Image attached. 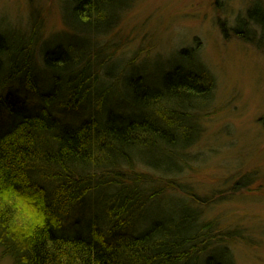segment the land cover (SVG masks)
<instances>
[{
    "label": "trees",
    "instance_id": "obj_1",
    "mask_svg": "<svg viewBox=\"0 0 264 264\" xmlns=\"http://www.w3.org/2000/svg\"><path fill=\"white\" fill-rule=\"evenodd\" d=\"M67 2L65 17L77 29H84L71 30L81 35L107 31L112 26L111 19L125 8L121 0ZM262 14L263 9L249 8L246 17L238 19V25L246 27L235 29V34L248 42H254L256 35L264 39ZM55 37L65 40L67 49L56 53L45 50V65L38 70L41 77H34V52L41 38L38 19H34L26 37L15 31L0 34V72L2 68L9 71L7 80L12 82L21 76L34 93H39L31 90L36 83L44 85L43 79L49 83L46 92L37 98L43 106L33 111L24 106L28 115L23 117L22 111H16L22 118L15 123L16 116L6 103L13 93L7 89L8 81L6 87L4 82L0 85V92H9L5 98L0 96V111L6 107L14 123L11 135H0L2 256L13 264H230L212 257L199 261L200 254L209 248L203 245L209 237L204 232L207 225L200 226L198 211L184 201L169 203L173 216L169 220L165 216L142 220L152 213L146 214L145 210L154 208L167 189L175 190L173 178L179 177L188 161L194 159L190 150L201 131L197 118L213 99V80L192 54L195 50L178 52L179 64H188L186 68L176 66L161 77L159 85L146 86L147 77L137 72L128 71L118 78L102 69L100 59L105 49L98 51L92 43L70 32ZM81 40L84 52L73 44ZM57 72L66 77L73 74L72 81L88 89L107 83L97 103L105 105L118 97L116 113L112 111L105 119L95 116L76 124L71 119L64 123L61 113L58 117L53 114L54 105L67 110L66 117L71 114L68 110L78 106L70 100L64 102L72 90L70 86H59ZM46 73L54 74L53 81ZM72 99L86 98L79 93ZM133 158L154 166V187L151 177L139 173L126 180L123 165L133 168ZM87 198L105 204L104 224L98 225L94 220L97 217L91 220L88 215H79L84 225L79 231L61 232V223L74 205L81 206ZM108 223L112 230L116 224L129 230L122 239L114 233L108 236Z\"/></svg>",
    "mask_w": 264,
    "mask_h": 264
},
{
    "label": "rangeland",
    "instance_id": "obj_2",
    "mask_svg": "<svg viewBox=\"0 0 264 264\" xmlns=\"http://www.w3.org/2000/svg\"><path fill=\"white\" fill-rule=\"evenodd\" d=\"M121 3L125 8L111 19V28L101 29L97 35L93 32L81 35V32L71 31L77 28L65 17L64 0H0V34L15 31L26 37L34 19H38L41 38L34 52V74L37 72L34 77L41 75L38 70L45 65V50L56 53L67 49L65 40L55 37L67 32L89 41L98 51L106 50L104 58L100 59L102 69L118 78L128 71L137 72L147 77L146 86L159 85L161 77L176 66L186 68L188 64H179L177 54L186 49L195 50L192 54L209 73L205 80L209 82L207 75L213 80V99L197 118L201 131L199 140L190 150L194 159L188 161L179 177L173 178L177 187L167 189L160 197L154 216L167 215L172 207L167 202L180 199L198 211L201 227L207 225L204 232L209 237L203 245L209 248L200 254V262L210 253L230 264H264V39L256 35L254 42H248L235 34V29L246 27L238 25V19H244L249 8L264 11V0H121ZM81 42L84 41L73 44L81 47ZM8 72L1 69L0 85L4 82L6 87L9 83L7 89L15 95L11 98L4 89L0 96H9L11 100L6 103L13 112L16 109L21 113L24 106L29 111L41 108L43 105L37 103V98L46 92L49 85L46 79H43L44 85L36 83L30 88L39 92L34 93L21 76L8 81ZM71 73L67 77L56 73L59 86H70V90L77 87ZM98 74L103 79L101 68ZM45 75L53 81V73ZM107 86V83L101 84L82 92L86 104L68 110L70 116L66 117L67 110L61 111L59 104L54 105L53 114L58 117L61 113L64 123L73 120V124L98 116L96 108L100 104L97 102L101 90ZM73 94L64 102L74 97ZM112 99L109 102L113 105L120 101L118 97ZM17 102L21 105H14ZM5 108L0 111L1 137L6 133L11 135V126L22 118L16 115L11 124L12 117ZM116 109L117 105L114 112ZM149 165L133 158V168L123 165L126 169L122 172L126 180L133 173L149 176L154 187V166ZM186 191L193 194L194 199ZM166 204V209L162 210ZM104 208L100 200L85 199L81 206L74 205L72 213L61 223L60 231L66 234L72 229L79 231L77 229L84 226L79 215H88L91 220L97 217L94 220L101 226L105 222ZM0 264H13L11 259L2 256L1 249Z\"/></svg>",
    "mask_w": 264,
    "mask_h": 264
},
{
    "label": "bare ground",
    "instance_id": "obj_3",
    "mask_svg": "<svg viewBox=\"0 0 264 264\" xmlns=\"http://www.w3.org/2000/svg\"><path fill=\"white\" fill-rule=\"evenodd\" d=\"M64 2H66V4H68V2H67V0H64ZM57 51H59V50H57ZM57 51H55V52H57ZM73 77V76H72ZM73 88V87H72ZM77 89V90H76ZM76 89H71L72 91L70 92V93H68V96L69 95H71V94H73V93H75V96L77 95V94H79V93H82V92H87L88 90V87H86L85 86V84H80L79 83V85H77V87H76ZM60 90V89H59ZM62 90V89H61ZM74 96V97H75ZM73 98V97H72ZM70 99V101H72V103L73 104H75L76 106H78V107H81L83 104H85L86 103V101L85 100H80V99ZM104 104V103H103ZM99 105V107H97L96 108V111H97V115L98 116H100V117H105V116H109L110 115V113H112V111L114 112V109H115V105H113V104H111V103H106L105 105ZM106 105H109V108H106ZM105 109L107 110V111H105ZM16 109H15V111L13 112L14 113V116H16V115H18V113H16ZM18 112V111H17ZM92 112V111H91ZM22 113L23 114H27V112L26 111H22ZM116 113V112H115ZM167 203H171V204H173V203H175L174 201H168ZM159 205H160V202H155L154 203V208L153 207H149L148 209H146L145 210V213L147 214V213H149V212H152V213H149V214H147V215H144V217L142 218V220L143 221H148V220H150V219H153V216H154V209H156V208H159ZM166 209V207H164L162 210H165ZM173 216H172V213L171 212H167V215H165V218L166 219H171ZM114 225V224H113ZM107 226H108V231H109V233H108V236H110V235H112L113 233V235H115V237H117V238H119V239H122L123 237H124V234L129 230V228L128 227H118V225L116 224V226H114V229L112 230L111 228L113 227L112 226V224H110V223H108L107 224ZM116 230V231H115ZM185 235V234H184ZM212 249V248H211ZM210 249V250H211ZM210 250H208L209 252H210ZM207 251V252H208ZM209 257H212V258H214V259H216V260H223V259H221V258H217V257H215V256H213L212 254H210V253H208L206 256H205V259L206 258H209ZM224 261V260H223Z\"/></svg>",
    "mask_w": 264,
    "mask_h": 264
}]
</instances>
